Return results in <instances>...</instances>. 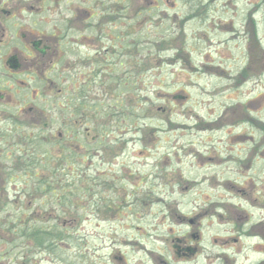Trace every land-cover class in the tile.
Returning a JSON list of instances; mask_svg holds the SVG:
<instances>
[{"label": "rangeland", "instance_id": "374dc122", "mask_svg": "<svg viewBox=\"0 0 264 264\" xmlns=\"http://www.w3.org/2000/svg\"><path fill=\"white\" fill-rule=\"evenodd\" d=\"M102 1L95 21L103 20L100 27L108 37L121 35L123 48L108 54H119L118 60L93 88L90 110L78 108L81 148L71 163L63 160V152L60 160L53 148L51 136L62 125L57 131L51 103L39 107L51 114L48 127L29 120L20 129L29 137V155L42 161L53 156L48 167L53 172L41 165L35 169L38 176L53 177L54 190L36 193L33 185L39 180L29 169L0 171L6 179H0V264H161L174 256L163 244V213L194 204L178 186L166 199L167 183L181 182L180 175L198 177L200 168L186 165L185 156L210 137L222 136L221 123L212 128L207 122L215 120L224 100L221 90L248 64L242 89L262 95V108L253 114L264 121V0ZM78 29L74 25L68 34H86ZM110 38L108 45H116ZM134 55L140 62L136 87ZM232 110V120L243 112ZM250 130L257 137L263 134L256 127ZM167 157L172 161L165 164ZM34 227L62 230L65 236L49 247L24 236Z\"/></svg>", "mask_w": 264, "mask_h": 264}, {"label": "flooded vegetation", "instance_id": "af4514ba", "mask_svg": "<svg viewBox=\"0 0 264 264\" xmlns=\"http://www.w3.org/2000/svg\"><path fill=\"white\" fill-rule=\"evenodd\" d=\"M79 1L0 0V160L11 161L0 162V171L29 169V137L20 129L29 120L49 126L51 114L39 108L41 102L52 104L57 131L62 125L51 136L59 159L65 154L62 158L69 164L78 145L81 148L77 144L78 108L90 110L93 88L118 60L119 54L111 58L108 54L113 49L119 52L123 45L118 43L124 39L103 34V20L95 21L105 6L102 0ZM74 25L86 34L69 35ZM109 38L116 45L109 46ZM134 57L136 87L140 62ZM250 69L248 64L235 71L238 75L232 84L221 90L224 100L215 120L207 122L212 128L221 123L222 136L210 137L209 145L192 147L185 156L186 165L200 168L198 177L180 175L184 178L181 182L167 183L166 199L178 186L194 204L189 210L163 213L167 222L163 244L174 256L161 264H264V121L253 114L262 108V95H253V91L245 94L242 89ZM222 74L227 75L225 71ZM135 90L134 98L139 99V90ZM237 92L241 96L237 97ZM234 107L243 112L232 120ZM61 122L69 123L59 126ZM242 125L248 126L234 129ZM253 127L263 134L255 136L250 130ZM171 161L165 158V164ZM141 195L146 198L149 194ZM27 220L22 219L24 226Z\"/></svg>", "mask_w": 264, "mask_h": 264}, {"label": "trees", "instance_id": "16d2710c", "mask_svg": "<svg viewBox=\"0 0 264 264\" xmlns=\"http://www.w3.org/2000/svg\"><path fill=\"white\" fill-rule=\"evenodd\" d=\"M40 144V143H37ZM46 159L42 161L41 159H38L35 157V155H28V163H29V171L33 172L34 176H36L39 180L36 184L33 185V189L36 191V193H50L54 190V181L53 177L50 175H42L38 176L36 172V167L38 165H41L44 170H51L49 167V163L53 161L52 155H45ZM46 165V166H45ZM64 203L67 201L66 197L63 198ZM63 204V203H62ZM17 219H21V217H18ZM69 225V224H68ZM32 231L29 230V237L34 236V239L36 242H39L40 240L43 241V243L47 244L49 247L55 246V240L57 239H63L65 236L64 232L61 230V232L58 231H49L48 229H41L38 227L31 228ZM68 230H70V225L68 226ZM22 231V230H21ZM42 235V236H40Z\"/></svg>", "mask_w": 264, "mask_h": 264}]
</instances>
